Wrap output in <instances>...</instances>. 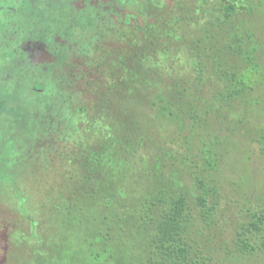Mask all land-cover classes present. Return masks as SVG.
Returning a JSON list of instances; mask_svg holds the SVG:
<instances>
[{
    "label": "trees",
    "instance_id": "trees-1",
    "mask_svg": "<svg viewBox=\"0 0 264 264\" xmlns=\"http://www.w3.org/2000/svg\"><path fill=\"white\" fill-rule=\"evenodd\" d=\"M130 31L132 53L113 61L119 82H84L91 101L79 109L90 117L74 132L99 136L79 146L78 172L50 223L68 234V250L37 235L28 263L264 260V192L244 196L226 236L220 179L240 125L264 111V0L179 1ZM58 116L39 117L60 127ZM254 141L264 154V125Z\"/></svg>",
    "mask_w": 264,
    "mask_h": 264
},
{
    "label": "rangeland",
    "instance_id": "rangeland-1",
    "mask_svg": "<svg viewBox=\"0 0 264 264\" xmlns=\"http://www.w3.org/2000/svg\"><path fill=\"white\" fill-rule=\"evenodd\" d=\"M45 1L26 0L21 48L0 58V86L7 88L0 91L12 97L7 111L0 108V264H29L27 253L41 242L37 235L47 236L52 249L68 250V234L57 222L50 223L78 172L79 146H90L99 136L74 132L90 117L79 109L84 99L91 101V95L82 93L84 82L94 78L97 85L102 80L116 85L120 75L113 61L132 53L127 43L135 31L130 30L189 0ZM17 31L10 30L14 36L9 37ZM100 60L107 62L106 71L96 68ZM45 111L62 117L66 129L56 118L41 119ZM261 125L264 111H251L233 136L223 166L226 236L239 220L244 196L254 199L264 192V154L254 141ZM56 264H68V258H57ZM242 264L264 260L251 257Z\"/></svg>",
    "mask_w": 264,
    "mask_h": 264
},
{
    "label": "flooded vegetation",
    "instance_id": "flooded-vegetation-1",
    "mask_svg": "<svg viewBox=\"0 0 264 264\" xmlns=\"http://www.w3.org/2000/svg\"><path fill=\"white\" fill-rule=\"evenodd\" d=\"M45 3H49V0L45 1ZM26 4V0H0V35L4 36L2 43H0V58L8 59L13 54V52H19L21 48L20 46L23 43V39L20 37L21 33L19 35V30H21L20 26H23L24 7L26 6ZM4 15H7L8 17L3 19ZM15 28L18 31L15 33L16 36L13 37L14 34L10 33V30ZM9 34L13 36L9 37ZM4 89L7 90V88H5L4 86H0V90ZM10 98L11 97L3 93V91H0L1 112L8 110V104L10 102L8 100Z\"/></svg>",
    "mask_w": 264,
    "mask_h": 264
}]
</instances>
